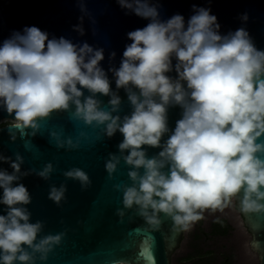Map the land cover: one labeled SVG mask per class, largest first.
<instances>
[{"label":"clouds","instance_id":"obj_1","mask_svg":"<svg viewBox=\"0 0 264 264\" xmlns=\"http://www.w3.org/2000/svg\"><path fill=\"white\" fill-rule=\"evenodd\" d=\"M117 3L149 23L127 33L131 43L119 67L108 69L115 91L101 66L103 48L49 38L30 26L0 44V110L14 117L15 129H31L33 136L40 121L57 112L103 126L108 138L122 134L119 155L109 153L105 168L111 177L121 159L130 166L131 186L114 187L123 191L124 209L135 207L153 227L161 224L163 213L175 231H188L205 211L223 212L233 198L242 212L264 214V50L257 49L243 27L221 35L208 8L193 5L194 14L185 25L180 14L161 20L151 0ZM74 30L84 34L81 26ZM173 71L175 78L168 75ZM120 89L132 109L123 117ZM98 95L110 97L107 107ZM175 106L182 114L170 131L168 111ZM50 135L57 147L78 146L56 132ZM144 146L162 150L149 158ZM24 162L19 153L15 160L0 154V163L12 169L0 168V205L6 206L0 214V264L46 261L65 236L61 232L38 239L44 223L31 222L25 206L32 198L19 181L33 173L47 180L54 168L47 163L39 171H22ZM63 175L79 181L82 189L91 184L80 168ZM66 191L64 184L52 186L48 198L59 206ZM117 214L123 217L125 212L118 209Z\"/></svg>","mask_w":264,"mask_h":264},{"label":"water","instance_id":"obj_2","mask_svg":"<svg viewBox=\"0 0 264 264\" xmlns=\"http://www.w3.org/2000/svg\"><path fill=\"white\" fill-rule=\"evenodd\" d=\"M151 3L157 5L161 20L180 14L185 25L194 14L193 5L208 8L217 17L221 35L243 27L257 49L264 50V0H151ZM245 14L247 20L242 19ZM148 23L121 8L117 0H0V44L13 32L36 26L47 32L49 38L65 37L74 43L87 42L94 48H103L105 59L101 66L112 81L114 91L115 80L108 69L119 67L126 45L131 43L127 33ZM75 26H81L84 34L74 30ZM112 52L116 53L114 59L109 58ZM168 75L175 78L177 74L173 71ZM84 92L88 95L87 90ZM118 94L122 100L119 114L123 117L132 109L125 91L120 89ZM97 98L107 107L110 97L98 95ZM181 114L179 106L169 108L170 131L174 130ZM13 118L0 110V125L3 120L11 122L0 127V154L13 160L16 153L23 156L22 171H39L47 163H52L54 168L47 180L33 173L19 181L28 188L32 198L25 206L32 214L31 222L44 223L38 239L48 234L65 233L62 243L54 247L47 260L37 258L36 264H114L118 260L124 264H172L187 231H175L173 221L163 213L160 214L161 224L153 227L137 214L135 207L124 209L123 191L114 186H131L130 166L121 159L111 177L106 171L109 153L119 155L122 134L117 132L108 138L103 126H89L73 118L71 112H57L40 121V130L33 136L31 129L23 133L15 129ZM51 132H56L61 140L71 138L78 146L71 149L57 147ZM11 136L16 137L15 141L10 139ZM167 138L168 134L162 142ZM144 147L149 158L162 150ZM0 168L12 172L8 163H0ZM72 168H80L89 175L91 184L87 189H82L79 181L63 175ZM61 184L67 191L65 200L58 206L48 195L52 186ZM5 208L0 205V214H5ZM235 208L251 235L249 250L257 256L258 264H264V214L242 212L237 199ZM118 209L125 212L123 217L117 214Z\"/></svg>","mask_w":264,"mask_h":264},{"label":"rangeland","instance_id":"obj_3","mask_svg":"<svg viewBox=\"0 0 264 264\" xmlns=\"http://www.w3.org/2000/svg\"><path fill=\"white\" fill-rule=\"evenodd\" d=\"M8 120H3L0 127L10 124ZM207 224L203 226V231L208 232L209 224L217 218H225L230 225V233L223 238H211L210 241L200 239L195 240L193 233L194 225L186 232L185 240L180 249L174 254L172 264H190L194 259H201L214 255L215 264H221L227 257L230 264H258L257 256L249 250L251 235L245 229L242 218L235 208V199L224 209L223 212L211 210L207 211ZM205 242V243H204Z\"/></svg>","mask_w":264,"mask_h":264},{"label":"flooded vegetation","instance_id":"obj_4","mask_svg":"<svg viewBox=\"0 0 264 264\" xmlns=\"http://www.w3.org/2000/svg\"><path fill=\"white\" fill-rule=\"evenodd\" d=\"M207 211H205L204 212V218L203 219H201V220H199V221H197V222H195L193 225H194V227H195V232L193 233V237L195 238V240L197 241H199L201 238L202 239H204V240H206V241H210V239L211 238H223V237H225L226 235L228 236V234L230 233V230H228L227 231V234H225V235H222L221 233H222V231L221 230H219V228L217 229V230H214L213 228H212V224L215 222V221H217V220H221V219H223V220H226L225 218H217V219H215V220H213L210 224H209V228H208V232H205V231H203V226L205 225V223L207 224ZM226 222H227V224H228V226H230L229 225V223H228V221L226 220ZM184 240H185V238H184ZM183 240V241H184ZM205 243V242H204ZM213 257H215L214 255H210V256H208L207 258L205 257H202L201 259H194L193 261L195 262V261H198V260H201V263L200 264H215L214 262H211L210 260H213ZM190 264H193V262L192 263H190ZM221 264H230V259L227 257V259L226 260H224V261H222V263Z\"/></svg>","mask_w":264,"mask_h":264},{"label":"trees","instance_id":"obj_5","mask_svg":"<svg viewBox=\"0 0 264 264\" xmlns=\"http://www.w3.org/2000/svg\"><path fill=\"white\" fill-rule=\"evenodd\" d=\"M212 228L214 230H217L219 228V230L222 231L221 233L222 235L227 234V231L230 230V226H228L226 220H223V219L215 221L212 224ZM200 263H201V260L193 262V264H200Z\"/></svg>","mask_w":264,"mask_h":264}]
</instances>
